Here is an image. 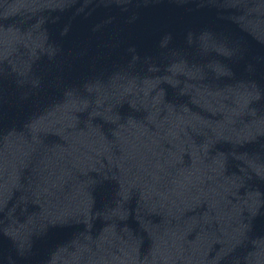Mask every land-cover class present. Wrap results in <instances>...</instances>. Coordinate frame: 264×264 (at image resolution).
<instances>
[{
  "label": "water",
  "instance_id": "1",
  "mask_svg": "<svg viewBox=\"0 0 264 264\" xmlns=\"http://www.w3.org/2000/svg\"><path fill=\"white\" fill-rule=\"evenodd\" d=\"M0 264H264V0H0Z\"/></svg>",
  "mask_w": 264,
  "mask_h": 264
}]
</instances>
